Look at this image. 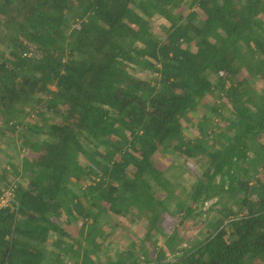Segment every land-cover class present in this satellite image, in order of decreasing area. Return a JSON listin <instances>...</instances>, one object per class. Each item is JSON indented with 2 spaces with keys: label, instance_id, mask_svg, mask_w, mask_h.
Masks as SVG:
<instances>
[{
  "label": "trees",
  "instance_id": "trees-1",
  "mask_svg": "<svg viewBox=\"0 0 264 264\" xmlns=\"http://www.w3.org/2000/svg\"><path fill=\"white\" fill-rule=\"evenodd\" d=\"M183 6L0 0V264H264V0Z\"/></svg>",
  "mask_w": 264,
  "mask_h": 264
},
{
  "label": "rangeland",
  "instance_id": "rangeland-1",
  "mask_svg": "<svg viewBox=\"0 0 264 264\" xmlns=\"http://www.w3.org/2000/svg\"><path fill=\"white\" fill-rule=\"evenodd\" d=\"M175 1L179 2L181 4L184 3L182 11L187 15V10H186V8H184V7H186L185 6L186 0H175ZM197 12H199V11L197 10ZM168 25L169 24L164 19H162L160 17H155L152 20L153 31L159 37H163L165 35V31H166ZM134 74L137 77H140L143 79L152 78V75L149 72L136 71V72H134ZM258 83L260 84L261 81H259ZM12 153H13L12 148L9 149L8 154L6 152H2L0 164L4 165L5 162L10 158ZM160 161L164 164V166H167V167H170L171 164H173L175 162L179 163V164L181 163L180 160H178V158H176V156H171L168 154L165 156H161ZM189 168H190V171L192 174H194V175L198 174V172H196V170L194 169L193 165H189ZM176 194L178 196H180L181 199H183L185 202L189 201L188 196L184 190H181V189L176 190ZM9 199H10V194L8 192H6V194H4V196L0 197V207L5 205ZM213 202L206 203L202 209L205 210L206 208L210 207L211 203H213ZM193 207H194V205H193ZM215 216H216V213H212L210 215V217L207 219V223L211 222L215 218ZM121 222H122V225H124L126 227V229H128V230L123 231L122 229H120L121 237H119L117 239L116 244L114 243L113 245H110L109 248L111 250H113V249L117 248L118 246H120L121 244H123V245H130L131 244L132 247H133V245L138 247L139 252H141L143 249L142 248L143 244L141 242V239L146 235V232H141V229L138 228L137 222H135L133 224H129L125 221H121ZM166 227H168L167 230L171 231L172 225L170 223L166 224ZM201 228H203V227L202 226H195L192 223V221H189V220H187L184 223V225L182 227H180L182 235H184L185 237H191V238L197 236L198 229H201ZM89 240H90V238H86V242H88ZM95 261H98V259H96Z\"/></svg>",
  "mask_w": 264,
  "mask_h": 264
},
{
  "label": "built area",
  "instance_id": "built-area-1",
  "mask_svg": "<svg viewBox=\"0 0 264 264\" xmlns=\"http://www.w3.org/2000/svg\"><path fill=\"white\" fill-rule=\"evenodd\" d=\"M68 264H74V263H68Z\"/></svg>",
  "mask_w": 264,
  "mask_h": 264
}]
</instances>
